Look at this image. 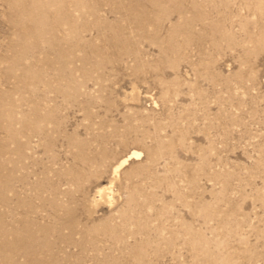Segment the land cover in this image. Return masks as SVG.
Listing matches in <instances>:
<instances>
[{"label": "rangeland", "instance_id": "374dc122", "mask_svg": "<svg viewBox=\"0 0 264 264\" xmlns=\"http://www.w3.org/2000/svg\"><path fill=\"white\" fill-rule=\"evenodd\" d=\"M0 264H264V0H0Z\"/></svg>", "mask_w": 264, "mask_h": 264}, {"label": "bare ground", "instance_id": "6f19581e", "mask_svg": "<svg viewBox=\"0 0 264 264\" xmlns=\"http://www.w3.org/2000/svg\"><path fill=\"white\" fill-rule=\"evenodd\" d=\"M131 154H132L133 156H139L140 153L137 152V151H133ZM130 158H131V155H130V156H127L126 158H124V159L118 164V166L115 168L114 172H117L119 166H121L122 164L126 163L127 160H129ZM102 191H103V189H101V188L98 190L99 193H101Z\"/></svg>", "mask_w": 264, "mask_h": 264}]
</instances>
